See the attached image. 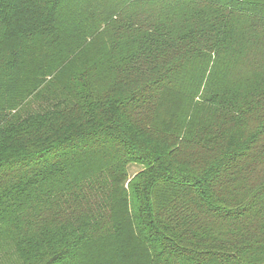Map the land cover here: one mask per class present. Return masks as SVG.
<instances>
[{
  "label": "trees",
  "instance_id": "trees-1",
  "mask_svg": "<svg viewBox=\"0 0 264 264\" xmlns=\"http://www.w3.org/2000/svg\"><path fill=\"white\" fill-rule=\"evenodd\" d=\"M0 264H264V0H0Z\"/></svg>",
  "mask_w": 264,
  "mask_h": 264
},
{
  "label": "rangeland",
  "instance_id": "rangeland-1",
  "mask_svg": "<svg viewBox=\"0 0 264 264\" xmlns=\"http://www.w3.org/2000/svg\"><path fill=\"white\" fill-rule=\"evenodd\" d=\"M143 169V167L139 164H134L131 165L129 168V173L131 174V176L137 174L138 172H140Z\"/></svg>",
  "mask_w": 264,
  "mask_h": 264
}]
</instances>
